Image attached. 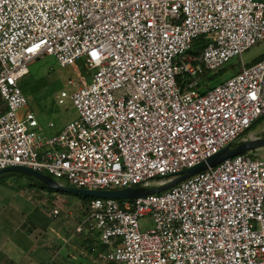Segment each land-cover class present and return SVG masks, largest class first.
<instances>
[{
	"label": "built area",
	"instance_id": "1",
	"mask_svg": "<svg viewBox=\"0 0 264 264\" xmlns=\"http://www.w3.org/2000/svg\"><path fill=\"white\" fill-rule=\"evenodd\" d=\"M263 40L264 0H0V171L94 190L166 182L264 115V59L201 91ZM46 54L92 71L65 79L56 101L78 116L51 135L22 88ZM86 211L75 233L97 234L104 263L264 264V156L235 155L161 193L94 197Z\"/></svg>",
	"mask_w": 264,
	"mask_h": 264
},
{
	"label": "rangeland",
	"instance_id": "2",
	"mask_svg": "<svg viewBox=\"0 0 264 264\" xmlns=\"http://www.w3.org/2000/svg\"><path fill=\"white\" fill-rule=\"evenodd\" d=\"M262 56H264V40L251 47L242 56L234 58L229 64L211 71L203 78V80L209 81L210 84L204 86L201 91L229 79L237 72V65H241L242 61L251 64L254 60L261 59ZM29 67L31 78L24 87L29 106L25 111L32 110L45 129L46 134L51 135L78 116V111L71 100H67L65 104H58L56 101L65 79L71 75L76 76L78 73L89 75L92 71L87 70L84 59H78L75 65L63 68L54 56L48 54L34 59ZM50 122H54L55 127H50ZM260 137H264V117L259 119L247 134L244 133L239 141ZM253 152L257 156H264V147ZM14 174L4 175L0 179V210H3V207L16 209L15 214L18 215V217L11 216L10 219L15 221L9 222V218L3 215L5 210L0 213V247L11 241L7 237L9 233L22 232L21 230L25 227L33 231L46 222L53 221L52 224L56 225L65 220L75 225L85 216L84 210H86L87 203L80 195L57 189L50 191L46 183L36 177L23 174L20 171H15ZM9 176L23 177L28 180H25L24 184H18L17 182L9 185L4 184L5 177ZM28 181L30 182L27 184ZM58 181L61 184L65 183L64 185L72 186L68 185L69 183L63 179H58ZM20 185H23L22 188L25 190H19ZM56 207L61 210L58 216H54L52 212L53 208ZM24 219L26 220L24 221ZM140 224L143 230L154 227L150 216L141 219ZM27 235L25 238L16 236L14 241L24 245L32 241V244H34V241L39 238L36 234L29 235V237Z\"/></svg>",
	"mask_w": 264,
	"mask_h": 264
},
{
	"label": "crops",
	"instance_id": "3",
	"mask_svg": "<svg viewBox=\"0 0 264 264\" xmlns=\"http://www.w3.org/2000/svg\"><path fill=\"white\" fill-rule=\"evenodd\" d=\"M62 128H59L55 132ZM25 180L27 181L28 179L9 176L5 177L4 184L9 185L15 182L24 184ZM29 182L30 181H28L27 184ZM22 186L20 185L18 189L23 191L25 189L22 188ZM3 210L5 211L3 212ZM3 210H0V213L3 212V215L9 218V222L15 221L10 219L11 216L15 215L14 217H18V215L15 214L17 211L16 209L3 207ZM25 220L26 219H24V221ZM52 223L53 221L49 223L46 222L33 231L25 227L21 230L22 232L9 233L7 237H9L11 241L0 247V264H118L116 262H102L98 258L97 252L91 251L93 247L91 245L94 243L87 240L88 234L75 233V225L77 226V224L73 225L69 223L68 220L62 221L56 225ZM32 234H36V236L39 237L34 241V244H32V241L25 245L14 241V237L16 236H23L25 238L26 235L29 237V235L31 236ZM94 235L97 234L94 233ZM95 246L100 248L99 245Z\"/></svg>",
	"mask_w": 264,
	"mask_h": 264
},
{
	"label": "water",
	"instance_id": "4",
	"mask_svg": "<svg viewBox=\"0 0 264 264\" xmlns=\"http://www.w3.org/2000/svg\"><path fill=\"white\" fill-rule=\"evenodd\" d=\"M264 147V137L255 138V139H246L234 145L230 143L224 148L219 150L214 155L208 157L207 159L201 161L200 163L189 167L171 178L166 182L156 184L154 186H133L126 187L121 189H111V190H94V189H85L81 187L67 186L61 184L52 176L31 169L22 165L9 166L0 171V175L6 172L20 171L32 177H36L46 183L49 187L66 192H72L75 194H81L88 197H103V198H116V199H135L141 196H146L154 193L164 192L175 185L181 183L182 181L200 173L209 168L215 167L221 164L228 158L234 157L238 154H244L247 152H252Z\"/></svg>",
	"mask_w": 264,
	"mask_h": 264
},
{
	"label": "trees",
	"instance_id": "5",
	"mask_svg": "<svg viewBox=\"0 0 264 264\" xmlns=\"http://www.w3.org/2000/svg\"><path fill=\"white\" fill-rule=\"evenodd\" d=\"M262 59H264V56H262L261 57V59H256V60H254V62L253 63H251V64H254V63H256V62H258V61H260V60H262ZM229 64V63H228ZM242 70V66L240 65V64H238L237 65V72H239V71H241ZM236 72V73H237ZM31 75H29L24 81H23V83H22V88H23V91H24V93H25V90H24V87H25V85H26V83H28V80L31 78L30 77ZM207 76V74L204 76V78ZM204 81H206V80H204ZM207 82V81H206ZM209 82V81H208ZM1 103H2V100H1V96H0V105H1ZM262 117H264V115L262 116ZM261 117V118H262ZM260 118V119H261ZM256 123V122H255ZM254 123V124H255ZM253 124V125H254ZM252 125V126H253ZM251 126V127H252ZM250 127V128H251ZM250 129H248L246 132H245V134H247L248 133V131H249ZM239 142H241V141H239V139L237 140V141H235V143H234V145H236L237 143H239ZM251 154L252 155H256L253 151L251 152ZM15 173V171H13V172H6V173H3V174H1L0 175V179L2 178V176H4V175H8V174H14ZM17 173V172H16ZM23 174H25V173H23ZM15 175V174H14ZM170 177H167L166 178V180L167 179H169ZM61 183V182H60ZM65 184V183H64ZM68 184V183H67ZM47 185V184H46ZM68 185H70V184H68ZM154 185H156V184H151V185H149V186H154ZM47 187H48V189L50 190V191H54L55 189L54 188H51V187H49L48 185H47ZM57 191V190H56ZM78 195H80L83 199H84V202H86V203H88V202H90L94 197H88V196H83V195H81V194H78ZM87 208V207H86ZM87 211L86 210H84V213H86ZM88 237H87V240L88 241H91L92 243H94L95 245H97L98 243H99V239H98V236L97 235H94V234H91V233H89L88 235H87ZM94 244H92L91 246H95Z\"/></svg>",
	"mask_w": 264,
	"mask_h": 264
}]
</instances>
